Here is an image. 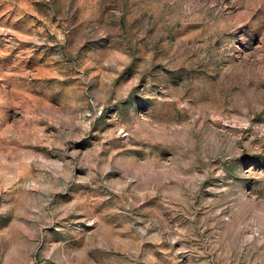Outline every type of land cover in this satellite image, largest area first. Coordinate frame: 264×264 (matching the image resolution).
I'll use <instances>...</instances> for the list:
<instances>
[{
    "label": "rangeland",
    "instance_id": "rangeland-1",
    "mask_svg": "<svg viewBox=\"0 0 264 264\" xmlns=\"http://www.w3.org/2000/svg\"><path fill=\"white\" fill-rule=\"evenodd\" d=\"M0 264H264V0H0Z\"/></svg>",
    "mask_w": 264,
    "mask_h": 264
}]
</instances>
